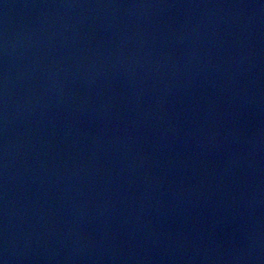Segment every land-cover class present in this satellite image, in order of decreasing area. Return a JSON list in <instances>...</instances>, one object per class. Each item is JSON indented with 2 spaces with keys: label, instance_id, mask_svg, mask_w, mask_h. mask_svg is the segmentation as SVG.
<instances>
[{
  "label": "water",
  "instance_id": "obj_1",
  "mask_svg": "<svg viewBox=\"0 0 264 264\" xmlns=\"http://www.w3.org/2000/svg\"><path fill=\"white\" fill-rule=\"evenodd\" d=\"M0 264H264V0H0Z\"/></svg>",
  "mask_w": 264,
  "mask_h": 264
}]
</instances>
